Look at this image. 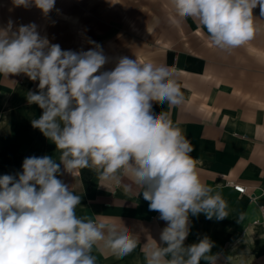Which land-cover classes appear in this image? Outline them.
I'll use <instances>...</instances> for the list:
<instances>
[{
    "label": "clouds",
    "instance_id": "9594fccd",
    "mask_svg": "<svg viewBox=\"0 0 264 264\" xmlns=\"http://www.w3.org/2000/svg\"><path fill=\"white\" fill-rule=\"evenodd\" d=\"M33 4L45 15L56 0H13ZM174 24L193 18L216 48L231 52L254 39L253 9L264 17V0H168ZM64 51L41 36L37 25L12 21L0 28V75L25 74L39 81L29 104L42 109L32 127L52 141L59 163L48 155L23 160L22 172L0 176V264H97L98 245L117 258L137 247V236L110 219L80 217L81 196L61 179L64 171L90 169L100 181L114 182L127 193V177L142 189L149 210L167 222L156 242L144 249L145 264H217L213 243L204 237L185 246L190 215L211 220L228 217V204L202 182L194 147L166 112L186 103L175 70L119 57L111 70L102 46ZM243 217H241L242 219Z\"/></svg>",
    "mask_w": 264,
    "mask_h": 264
},
{
    "label": "crops",
    "instance_id": "0c3cea01",
    "mask_svg": "<svg viewBox=\"0 0 264 264\" xmlns=\"http://www.w3.org/2000/svg\"><path fill=\"white\" fill-rule=\"evenodd\" d=\"M253 16L254 39L224 52L193 18L174 24L168 0H56L47 15L34 4L25 8L0 0V28L9 21L13 31L34 23L42 37L64 51H87L94 41L110 61L101 71L113 69L122 56L175 70L186 103L172 108L153 103V108L179 125L194 147L190 155L202 182L228 204L223 220L190 215L184 242L188 246L208 237L217 264H228L232 245L264 217V17L259 6ZM38 84L23 73L0 75V176L21 173L30 156L48 155L59 163L56 145L31 124L43 111L27 100L29 91H39ZM61 172L57 178L81 196L78 216L110 219L137 236V247L123 258L98 245L93 250L97 264H145L144 249L161 243L167 222L149 210L142 189L122 177V184L130 187L126 193L87 168L72 175L61 164ZM233 183L246 185L251 194L237 192Z\"/></svg>",
    "mask_w": 264,
    "mask_h": 264
},
{
    "label": "rangeland",
    "instance_id": "374dc122",
    "mask_svg": "<svg viewBox=\"0 0 264 264\" xmlns=\"http://www.w3.org/2000/svg\"><path fill=\"white\" fill-rule=\"evenodd\" d=\"M228 264H264V217L232 245Z\"/></svg>",
    "mask_w": 264,
    "mask_h": 264
},
{
    "label": "built area",
    "instance_id": "2783aa9c",
    "mask_svg": "<svg viewBox=\"0 0 264 264\" xmlns=\"http://www.w3.org/2000/svg\"><path fill=\"white\" fill-rule=\"evenodd\" d=\"M233 187L237 192H239L241 194H251L249 187H247L246 185H243L241 183H233ZM261 208L264 211V205Z\"/></svg>",
    "mask_w": 264,
    "mask_h": 264
}]
</instances>
